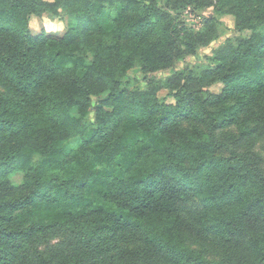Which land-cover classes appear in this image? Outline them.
I'll return each instance as SVG.
<instances>
[{
  "label": "trees",
  "instance_id": "16d2710c",
  "mask_svg": "<svg viewBox=\"0 0 264 264\" xmlns=\"http://www.w3.org/2000/svg\"><path fill=\"white\" fill-rule=\"evenodd\" d=\"M211 6L251 36L158 81L215 18L195 32L157 0H0V264H264V0ZM60 11L63 36L31 34ZM136 66L144 90L122 85Z\"/></svg>",
  "mask_w": 264,
  "mask_h": 264
},
{
  "label": "rangeland",
  "instance_id": "374dc122",
  "mask_svg": "<svg viewBox=\"0 0 264 264\" xmlns=\"http://www.w3.org/2000/svg\"><path fill=\"white\" fill-rule=\"evenodd\" d=\"M157 2L161 8L169 10L171 14L181 23L182 27L195 32L202 30L205 20L215 18L216 38L209 45L197 49L194 55L187 56L182 61L177 62L172 69L154 73L150 76L151 79L161 81L171 76L174 72L182 71L185 68H189L196 73H200L211 64L213 52L218 49V47L223 45L226 40H233L237 37L248 39L251 36V32L249 31L239 32L235 29V19L232 15H218L214 13L211 6V3H213L214 0H207L208 4L205 6L196 7L194 5H185L176 7L175 9L166 5V0H157ZM118 11L119 6H116L115 9L111 11L112 16H116ZM46 23L49 26L59 24L62 25V27H59L56 30H49V27H46ZM72 23H74V20L66 16L63 11H60V16L58 17H53L49 14H44L42 17H31L29 28L33 36L46 34L61 37L66 33V30ZM262 31H264V29H260V32ZM87 57V60H90V56ZM147 82L148 81L141 73L140 68L136 66L127 73L126 77L122 81V85L133 91L136 89L144 90ZM221 89L222 86L218 84L213 85L209 90L212 93H219ZM105 98L106 94H103L98 98H92V102L95 105L100 101L105 100ZM158 99L162 103H173V99L166 90L159 92ZM71 115L73 117L79 116L75 109L71 110ZM93 120L94 112H91L87 117V121L93 122ZM246 145V143H242L241 149H245ZM250 149L261 158V165L264 168V137L258 138L255 143L251 145ZM35 160H37V158H35ZM10 180L14 185H20L23 181V174L20 172L12 174L10 176ZM54 242L55 241H52V243Z\"/></svg>",
  "mask_w": 264,
  "mask_h": 264
},
{
  "label": "clouds",
  "instance_id": "9594fccd",
  "mask_svg": "<svg viewBox=\"0 0 264 264\" xmlns=\"http://www.w3.org/2000/svg\"><path fill=\"white\" fill-rule=\"evenodd\" d=\"M46 27H49V30H56V29H58L59 27H62V25L54 24V25L49 26V25L46 23Z\"/></svg>",
  "mask_w": 264,
  "mask_h": 264
}]
</instances>
